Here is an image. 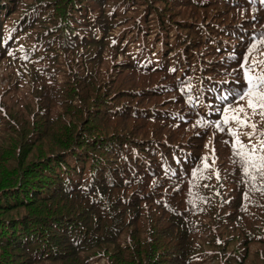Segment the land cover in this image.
<instances>
[{
	"label": "trees",
	"instance_id": "trees-1",
	"mask_svg": "<svg viewBox=\"0 0 264 264\" xmlns=\"http://www.w3.org/2000/svg\"><path fill=\"white\" fill-rule=\"evenodd\" d=\"M262 35L264 0H0V264H264V180L197 123Z\"/></svg>",
	"mask_w": 264,
	"mask_h": 264
},
{
	"label": "snow or ice",
	"instance_id": "snow-or-ice-1",
	"mask_svg": "<svg viewBox=\"0 0 264 264\" xmlns=\"http://www.w3.org/2000/svg\"><path fill=\"white\" fill-rule=\"evenodd\" d=\"M262 43H264V35L254 37L243 54L237 69L242 75V81H233L242 86L238 90L229 89L217 97L221 101V106L215 110L220 113V118L212 122H197L198 124H212L217 131L227 130L228 134L233 137L232 147L235 154L240 157L242 171L254 186L258 177L264 180V130L258 129L251 118L259 115L261 119H264V59H250V55ZM260 55L264 56V53ZM241 101H246V103L241 104ZM233 124L235 127H232ZM246 128L249 131L245 132ZM242 135L247 137V144L241 140ZM254 138H258L256 143L252 142ZM203 159L207 161V157ZM204 166L207 168L209 165L205 163ZM193 174L195 175V170ZM216 175L219 176L218 172ZM245 198H247L246 194Z\"/></svg>",
	"mask_w": 264,
	"mask_h": 264
},
{
	"label": "rangeland",
	"instance_id": "rangeland-1",
	"mask_svg": "<svg viewBox=\"0 0 264 264\" xmlns=\"http://www.w3.org/2000/svg\"><path fill=\"white\" fill-rule=\"evenodd\" d=\"M127 43V42H126ZM157 47H155L153 50H156ZM16 66V61L12 59V57H7L3 62L0 63V97L2 96L1 92L4 91L8 84L9 75L14 73ZM29 76H27L25 79L21 80L22 85H20V90L22 93H27L29 91ZM16 108H19L16 106ZM93 264H108L106 261L101 260L94 262Z\"/></svg>",
	"mask_w": 264,
	"mask_h": 264
}]
</instances>
